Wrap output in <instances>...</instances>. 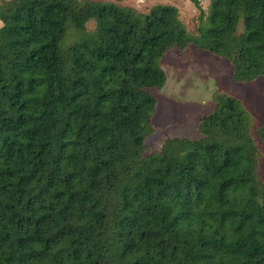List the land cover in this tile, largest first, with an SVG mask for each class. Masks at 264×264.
Wrapping results in <instances>:
<instances>
[{
	"label": "trees",
	"instance_id": "obj_1",
	"mask_svg": "<svg viewBox=\"0 0 264 264\" xmlns=\"http://www.w3.org/2000/svg\"><path fill=\"white\" fill-rule=\"evenodd\" d=\"M198 6L193 34L171 4L0 0V264H264V122L218 89L200 136L146 143L171 50L264 92V0Z\"/></svg>",
	"mask_w": 264,
	"mask_h": 264
},
{
	"label": "rangeland",
	"instance_id": "obj_2",
	"mask_svg": "<svg viewBox=\"0 0 264 264\" xmlns=\"http://www.w3.org/2000/svg\"><path fill=\"white\" fill-rule=\"evenodd\" d=\"M146 11L155 4H171L178 8L180 17L190 32L197 34L200 9L207 10L211 0H101ZM95 22L88 27L93 28ZM244 28L239 25V31ZM167 81L162 88L150 91L158 98L153 122L155 131L146 138L151 150H158L170 137L200 136L199 122L212 111L214 95L226 89L238 96L251 116L253 126L264 122V92L260 80L237 83L231 78L230 64L208 51L193 45L187 49L171 50L161 60ZM264 150V143L258 137ZM260 176L264 179V156L260 163Z\"/></svg>",
	"mask_w": 264,
	"mask_h": 264
}]
</instances>
